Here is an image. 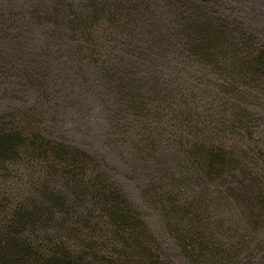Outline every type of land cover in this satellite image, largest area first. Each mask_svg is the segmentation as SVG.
<instances>
[{
  "label": "trees",
  "instance_id": "trees-1",
  "mask_svg": "<svg viewBox=\"0 0 264 264\" xmlns=\"http://www.w3.org/2000/svg\"><path fill=\"white\" fill-rule=\"evenodd\" d=\"M192 1L191 7L196 6L198 0ZM130 3L143 9L140 0H104L94 12L100 10L105 18L99 15L93 21L69 6L71 16L62 0L53 7L59 8V28L65 36L85 49L96 69L115 77L120 69L113 58L115 45L136 24ZM203 10L189 9L194 18L181 16L185 25L179 44L184 43L185 50L180 57L212 67L213 84L197 78L176 110L168 106L170 123L180 131L172 140L179 146L181 163L168 170L170 175L160 179L152 194L189 264H226L236 248L233 233L245 230L228 216L234 203L246 211L247 225H264V126L251 119L254 108L261 105L264 110V104H258L264 97V44L230 36L238 30ZM150 50L149 43L148 52H140L136 61L146 63L153 74L157 61ZM139 65L122 71L134 76L133 68ZM120 86L123 104L138 116L136 121L145 119L144 126L152 108L165 107L163 88L150 85L149 101L154 102L148 109L149 101L139 100L145 84L125 76ZM27 121L24 116L0 117V264L174 263L169 248L159 243L110 175L83 151L46 136ZM200 127L208 134L198 132ZM138 136L141 147L150 146L152 134ZM9 187H26L23 197H11Z\"/></svg>",
  "mask_w": 264,
  "mask_h": 264
},
{
  "label": "rangeland",
  "instance_id": "rangeland-1",
  "mask_svg": "<svg viewBox=\"0 0 264 264\" xmlns=\"http://www.w3.org/2000/svg\"><path fill=\"white\" fill-rule=\"evenodd\" d=\"M62 1L71 16L69 6L78 15L86 14L91 21L102 15L98 8V14L94 11L99 6L101 9L104 0ZM140 1L142 10L130 3L135 6L132 10L137 15L136 24L128 37L115 45L117 53L113 58L120 69L113 77L96 69L85 55V49L59 28L56 13L59 8L53 5L60 0H0V117L24 116L27 124L39 128L46 136L86 153L138 207L159 243L169 248L173 264H189L172 239L160 205L155 204L152 194L153 189L161 185L160 179L170 175L168 170L178 168L181 163L179 146L172 140L180 131L170 123L167 113L172 110L168 106L176 110L197 78L211 84L214 80L212 67H201L180 57L185 50L184 43L179 44L185 25L181 16L194 18L195 12L188 13L189 9L207 7L203 14L222 18L233 30H238L230 32V36L253 38L264 44V0H221V5L216 3L218 0H198L193 7L192 0ZM149 43L152 57L157 61L153 74L150 70L147 72L146 63L141 66L136 61L140 52H148ZM132 64L139 65L133 68L136 75L122 71V67ZM125 76L138 85H146L139 95V100L142 98L145 104L151 97L150 85L165 91V107L149 111L148 126H144L142 120L145 119L136 121L138 116L131 115L130 106L122 102L120 83ZM171 98L174 100L169 103ZM153 102L149 101L148 109ZM261 103L264 104V97L258 102ZM253 110L251 119L264 126V122H260L264 119L259 118L264 117L262 106ZM200 131L208 134L203 127ZM143 132L153 136L147 148L138 143V135ZM28 181L29 178L25 182ZM57 186L63 189V183ZM14 187H9L8 194L23 197L26 187ZM234 205L235 210L229 211L228 216L238 219L245 230L244 234L233 233L236 248L226 264H264V225H247L246 211L243 213L241 204ZM245 238H249L250 243H244Z\"/></svg>",
  "mask_w": 264,
  "mask_h": 264
}]
</instances>
